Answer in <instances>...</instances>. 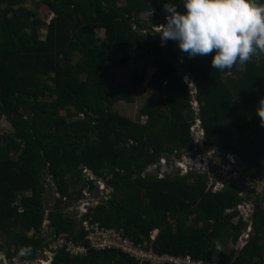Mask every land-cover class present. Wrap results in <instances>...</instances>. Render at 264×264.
I'll return each instance as SVG.
<instances>
[{
	"label": "trees",
	"instance_id": "obj_1",
	"mask_svg": "<svg viewBox=\"0 0 264 264\" xmlns=\"http://www.w3.org/2000/svg\"><path fill=\"white\" fill-rule=\"evenodd\" d=\"M120 1L0 0V121L12 127L0 137V252L32 261L66 236L88 250L74 255L57 247L51 264H138L120 250L91 248L82 226L91 220L159 254L208 264H264L259 197H243L234 181L213 191L206 173H151L177 150H194L190 129L199 119L208 149L239 156L250 177L264 181V125L256 114L264 97V54L221 71L211 66L214 53L189 57L180 51L178 65L173 40L162 41L155 29L167 24L165 4L186 10L182 0ZM41 5L52 13L49 21L39 16ZM133 52L156 67L147 86L157 98L140 110L145 123L112 110L121 101L135 103L146 79V67L115 79L114 68L128 65ZM186 74L194 78L195 93ZM84 168L94 179L84 176ZM45 175L58 195L55 203L64 208L84 198L85 187L97 191L96 178L114 191L79 220L59 207L47 216ZM81 181L85 187L78 190ZM249 195L255 204L250 210ZM248 214L252 231L243 220ZM46 219L54 230L48 239ZM24 247L31 254L18 257Z\"/></svg>",
	"mask_w": 264,
	"mask_h": 264
},
{
	"label": "clouds",
	"instance_id": "obj_2",
	"mask_svg": "<svg viewBox=\"0 0 264 264\" xmlns=\"http://www.w3.org/2000/svg\"><path fill=\"white\" fill-rule=\"evenodd\" d=\"M182 4L186 9L184 12L178 11L172 3L165 4L167 24L158 25V28L155 29H158L157 33H159L162 41H176L180 51L189 57L207 56L214 53L211 66L213 69L221 71L232 69L237 63L245 64L254 56L264 54V3H259L258 0H182ZM189 86L192 93H195V87L192 89L190 84ZM256 114L261 124L264 125V97L260 98ZM196 121L201 127L200 120L197 119ZM201 130L203 132L202 128ZM204 138L203 132L202 142ZM212 152L216 154L214 150ZM226 155H228L225 162L226 166L235 167L239 164V156L233 153ZM203 159H209L212 163L214 161V157L210 154ZM203 159L201 162L204 169L185 171V176L192 172L205 173V169L208 167L207 163L202 161ZM184 162L191 165L192 168L197 163L193 160ZM179 163L183 162L175 163L174 167L179 166L180 171L184 172ZM160 164H162V159ZM164 166L166 165H161V169ZM168 169L170 168L168 167ZM226 184L218 190L224 188ZM213 186L214 183H210L211 189H214ZM88 209L89 207L83 215L87 213ZM84 221L99 223L91 220ZM217 247L219 250V246ZM30 254L31 249L24 247L18 252V257Z\"/></svg>",
	"mask_w": 264,
	"mask_h": 264
},
{
	"label": "rangeland",
	"instance_id": "obj_3",
	"mask_svg": "<svg viewBox=\"0 0 264 264\" xmlns=\"http://www.w3.org/2000/svg\"><path fill=\"white\" fill-rule=\"evenodd\" d=\"M125 0L120 1V5H123ZM30 6V4H29ZM38 14L40 17L43 19L49 21L50 18L52 17V13L50 10L44 6L41 5L39 9L37 10ZM143 19H147L149 17L148 14H142ZM158 30V29H157ZM99 35L103 38V31L99 30L98 31ZM166 45V55L171 60H174V57L172 53L170 52L169 45L165 43ZM174 50L176 53L179 55L177 58L176 62L178 65L181 64L182 60V55L179 49V45L176 44V41H173ZM122 55V50L117 51L113 53L111 57V63L115 64L118 62L120 56ZM132 55V60L128 65H120L119 67L114 68V75L116 81H119V79H126V77H130L132 74L136 72L142 71L144 67L148 69L146 79L142 83L140 92H135V103H127L124 101L119 102L117 105L113 107L114 112H118L121 115L131 119L132 121L139 120L141 117V123L147 122V118L145 116H141L140 110L141 108L145 105L147 100H152L155 101L157 98V92L147 86V82L151 77V74L155 71L156 67L153 63V60L150 57H145V56H135L136 53L134 54L131 53ZM261 55V54H260ZM185 80L187 81L188 84L192 86V89L195 87V81L194 78L190 74L185 75ZM194 112L197 114V106L194 107ZM79 117H73L71 120L78 119ZM12 132V127L11 124L3 118L0 121V137L4 134L11 133ZM191 136L193 137L195 141L194 145V150H177L174 154L170 155L169 157H165L162 159V163L165 162L166 167L170 168L171 173H167L165 170L160 168L152 169L151 173H159V178L165 177V173H167L169 176H185V171L181 172L179 166L174 167L175 163H178L180 161L184 162L187 160H193L194 162H197L203 158H206L209 156V154L214 157L213 163L207 159V167L205 169V173L210 177V183H214L213 190L216 191L221 188L222 185L231 182H235L238 185V188L240 189V195L243 197H246L248 194L254 193L257 197H259L261 201V206L264 207V181L259 182L255 179H252L250 177V172L246 170L244 167L240 166L237 164L235 167L234 166H226L225 162L227 161L228 155L225 153H213L212 150L208 149L202 142V139H197L195 136L201 135V127L199 125L198 121H195L192 124V127L190 129ZM197 157V159H195ZM171 164V165H170ZM173 164V165H172ZM180 167H184V165L179 164ZM150 169V168H149ZM84 176L86 178H93V175L90 171L84 168L83 170ZM94 179V178H93ZM44 185L46 187V191H44V199H45V207L47 209V216L49 212L56 207H59L63 213L66 215H69L73 218L80 219V217L85 213L86 209L89 207V209H95L98 205L105 204V202L110 199V195L114 191L113 188L107 186L104 182L99 181L97 178L95 180V183L98 185V190L93 191L91 190L88 186L85 187L84 181H81L80 184L78 185V190L84 188L83 194L84 198H80L79 200L75 201L74 205H70L69 207L64 208V205L62 206H57L55 203L57 200L56 193L52 190L53 188V183L52 179L45 175L44 176ZM216 182V183H215ZM254 197V196H253ZM251 195L246 199V205L249 207L248 210L251 208H254V198ZM104 199V202L102 201ZM249 216L246 215L243 220L248 224V226L252 225V220L250 219V214ZM48 219V218H47ZM45 220L43 223V235L48 239L50 236L52 237L53 235V228L51 226V223L49 220ZM122 232V231H121ZM159 231L155 230L151 233V237H158ZM29 235H32L30 233ZM0 242L4 243V239L0 238ZM54 244V243H51ZM229 249V247H228ZM48 250H51L49 248H45L42 252H39L36 259L32 261H20L17 258L14 259H8L6 258V254L0 252V256L4 258L5 264H51L52 259L54 258V254H51Z\"/></svg>",
	"mask_w": 264,
	"mask_h": 264
},
{
	"label": "built area",
	"instance_id": "obj_4",
	"mask_svg": "<svg viewBox=\"0 0 264 264\" xmlns=\"http://www.w3.org/2000/svg\"><path fill=\"white\" fill-rule=\"evenodd\" d=\"M203 132L201 135L195 136L197 139H202ZM163 161V160H162ZM191 161V159H190ZM207 163V160L203 159ZM162 164H165L163 162ZM184 165V171L188 172L190 170H200L204 169L202 166L201 160L197 161L193 168L191 165L183 162L179 163ZM202 166V167H201ZM244 206H242L243 208ZM249 209V207H248ZM86 212V211H85ZM82 226L87 232L86 240L91 248L95 250H107V249H117L127 254L131 258H134L138 264H208L203 261L194 260L190 256H175L171 254H159L152 246L148 243L144 244H136L128 237H124L122 232L113 228H107L102 226L99 223H90L88 221H83ZM248 231H252V225L248 227ZM153 240L154 237H151ZM66 247V249L74 254H85L88 250L84 245L74 241L68 240L66 236L59 237L57 242L50 245V249L48 250L51 254L53 250L57 247Z\"/></svg>",
	"mask_w": 264,
	"mask_h": 264
},
{
	"label": "water",
	"instance_id": "obj_5",
	"mask_svg": "<svg viewBox=\"0 0 264 264\" xmlns=\"http://www.w3.org/2000/svg\"><path fill=\"white\" fill-rule=\"evenodd\" d=\"M194 105H195V106H198V101H194ZM219 153H221V152H219ZM239 164H240L241 166L244 165V162L241 160L240 157H239ZM163 170H165L167 173H171V170L168 169L166 166L163 167ZM0 264H5V260H4V258H2L1 256H0Z\"/></svg>",
	"mask_w": 264,
	"mask_h": 264
},
{
	"label": "crops",
	"instance_id": "obj_6",
	"mask_svg": "<svg viewBox=\"0 0 264 264\" xmlns=\"http://www.w3.org/2000/svg\"><path fill=\"white\" fill-rule=\"evenodd\" d=\"M58 196V195H57Z\"/></svg>",
	"mask_w": 264,
	"mask_h": 264
}]
</instances>
